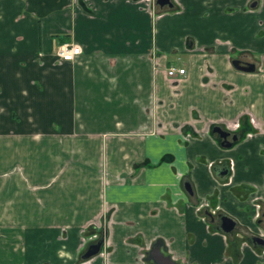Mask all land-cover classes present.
<instances>
[{"label": "crops", "instance_id": "0c3cea01", "mask_svg": "<svg viewBox=\"0 0 264 264\" xmlns=\"http://www.w3.org/2000/svg\"><path fill=\"white\" fill-rule=\"evenodd\" d=\"M171 2L0 0V264H156L154 244L172 264H264L248 239L264 230V0ZM61 43L80 54L59 61ZM104 214L110 247L83 260Z\"/></svg>", "mask_w": 264, "mask_h": 264}, {"label": "water", "instance_id": "95a60500", "mask_svg": "<svg viewBox=\"0 0 264 264\" xmlns=\"http://www.w3.org/2000/svg\"><path fill=\"white\" fill-rule=\"evenodd\" d=\"M155 3L159 7H163V6L171 7L169 0H155ZM231 65L233 66L234 69L242 71V72H252L253 71V65L239 61V60L231 61ZM211 132L216 133L219 136V138L221 139L220 146L224 148L230 147L231 142L236 140L235 135H232L231 142L229 141L227 142L226 138L229 136V132L222 131L218 127L212 128ZM184 188L188 193L190 192L189 185L187 183L184 184ZM233 228H234V222L230 218L226 216L220 217L219 229L223 233H229L233 230ZM251 241L257 245H264V241L256 237H253ZM101 242H102V239L99 238L96 242L88 244L84 253L81 255V259L85 260L97 254L99 247L101 245ZM149 255L152 258V261L155 262L156 264H170V262L167 259L163 258L159 254L157 244H155L154 248L151 250Z\"/></svg>", "mask_w": 264, "mask_h": 264}, {"label": "flooded vegetation", "instance_id": "af4514ba", "mask_svg": "<svg viewBox=\"0 0 264 264\" xmlns=\"http://www.w3.org/2000/svg\"><path fill=\"white\" fill-rule=\"evenodd\" d=\"M169 2H170V4L172 3L171 2V0H169ZM171 6H172V4H171ZM151 7H152V9H154V10H157L158 8H160V9H162V8H171V7H167V6H163V7H159L158 5H156V3H155V0H151ZM157 11H159V10H157ZM160 12V11H159ZM234 60H236V59H234ZM233 61V60H232ZM240 61V60H239ZM243 62V61H242ZM245 63H247V62H245ZM250 64V63H249ZM252 65V64H251ZM169 68H174V69H183V68H179V67H173V66H169V67H166L165 68V70H164V74H165V77L167 78V79H169L171 82H176V81H178V79H180V78H182V76H184V74H185V70L183 69V71H184V74L182 75V76H175L174 78H168L167 76H166V71H167V69H169ZM253 70H254V67H253ZM214 128V127H213ZM219 128V127H218ZM223 131V130H222ZM228 132V131H227ZM212 133V132H211ZM213 135H215V137H216V141L219 143V146H220V142H221V139L219 138V136L216 134V133H212ZM232 135H234V134H231L230 132H229V136L226 138V141L228 142H231V137H232ZM235 137H236V135H235ZM237 140H238V138L236 137V140L235 141H232L231 142V145H232V143L234 144V143H236L237 142ZM229 148V147H228ZM219 174H222V175H226V170H222V171H220V173ZM196 206V205H195ZM210 207L208 206V204H206V205H201V207H198V211L201 213V218H202V220H204L205 222H206V224L208 225V227H210L212 230H215L216 232H218V233H221V234H226V235H230V234H232V233H234L235 232V230H236V225H235V222H234V228H233V230L231 231V232H229V233H223L220 229H219V224H220V217L221 216H225V215H223V214H221V213H219V210H217V209H214V210H212L211 208L209 209ZM227 217V216H226ZM229 218V217H228ZM106 224V219L104 220V222L102 223V227H94V225H91V227H90V230H92V233H95V234H93V235H95V237L92 239V243H94V242H96L99 238H101V233H102V230H103V227H104V225ZM212 226V227H211ZM99 232L98 233V235H97V233L96 232ZM105 231H106V229H104V231H103V233H105ZM246 232H248V231H246ZM89 234V233H88ZM248 239L250 240V242H252L251 241V239L253 238V237H256V238H259V239H261V240H263L264 241V230H261L260 231V233H257V234H252V233H249L248 232ZM96 236H97V239H96ZM88 239V237L87 236H85L84 235V237L82 238V242H83V244L84 245H86L87 243H88V241L86 242V240ZM253 243V242H252ZM90 244V243H89ZM254 245H257V244H255V243H253ZM88 245V244H87ZM154 246H155V244L153 245V247H151V249L148 251V253L147 254H150V252H151V250L154 248ZM259 246H263L264 247V245H259ZM101 248H103V247H100L99 248V250H98V252H97V254H95L94 256H96V255H101V253L103 252V249H102V251H101ZM159 249V248H158ZM159 254L161 255V253L159 252ZM94 256H92V257H94ZM92 257H90V258H92ZM90 258H88V259H90ZM164 258V257H163ZM88 259H85V260H88ZM149 259H151V261H152V258L150 257V255H149ZM166 259V258H165ZM167 260L170 262V264H172V262L170 261V259L169 258H167Z\"/></svg>", "mask_w": 264, "mask_h": 264}, {"label": "built area", "instance_id": "2783aa9c", "mask_svg": "<svg viewBox=\"0 0 264 264\" xmlns=\"http://www.w3.org/2000/svg\"><path fill=\"white\" fill-rule=\"evenodd\" d=\"M80 54V48L70 43L58 44L54 51V56L63 62L72 61L77 55ZM184 74L183 69L169 68L166 71L168 78H174L175 76H182Z\"/></svg>", "mask_w": 264, "mask_h": 264}, {"label": "rangeland", "instance_id": "374dc122", "mask_svg": "<svg viewBox=\"0 0 264 264\" xmlns=\"http://www.w3.org/2000/svg\"><path fill=\"white\" fill-rule=\"evenodd\" d=\"M166 15H168L169 13L168 12H166L165 13ZM181 52H179V50L177 51V52H175V53H169V54H167V57H168V59H169V62L173 65V66H175V67H177V66H180V65H182V66H185L186 65V59H185V57L183 56V57H181ZM252 54V53H251ZM233 56H236L235 54H233ZM107 216H108V214H104V216H102L99 220L97 219L96 220V223L94 224V227H102V223L104 222V220L107 218ZM104 229H106V224L104 225V227H103V230H102V233H101V239H102V242H101V245H100V247H103L104 248V246L106 245V240H105V237H106V231H105V233H103V231H104ZM89 234L87 235V237H88V239L86 240V242L87 241H89V243H92V239L95 237V235H93V234H95V233H92L91 231H89L88 232ZM97 233V235H98V231L96 232ZM232 237H235V233H232V234H230ZM264 238V237H263ZM96 239H97V236H96ZM99 247V248H100ZM110 246H105V250H107L108 248H109ZM103 248H101V250L103 249Z\"/></svg>", "mask_w": 264, "mask_h": 264}]
</instances>
